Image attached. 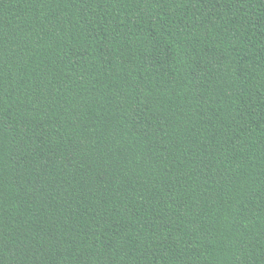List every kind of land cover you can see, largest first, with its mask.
Wrapping results in <instances>:
<instances>
[{
  "label": "trees",
  "instance_id": "obj_1",
  "mask_svg": "<svg viewBox=\"0 0 264 264\" xmlns=\"http://www.w3.org/2000/svg\"><path fill=\"white\" fill-rule=\"evenodd\" d=\"M0 264H264V0H0Z\"/></svg>",
  "mask_w": 264,
  "mask_h": 264
}]
</instances>
